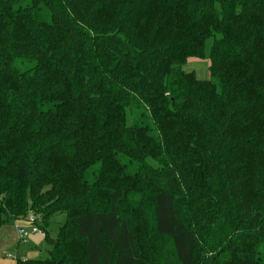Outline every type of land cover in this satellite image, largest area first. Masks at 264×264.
Listing matches in <instances>:
<instances>
[{"label":"trees","instance_id":"obj_1","mask_svg":"<svg viewBox=\"0 0 264 264\" xmlns=\"http://www.w3.org/2000/svg\"><path fill=\"white\" fill-rule=\"evenodd\" d=\"M30 216L16 264H264V0H0V225Z\"/></svg>","mask_w":264,"mask_h":264},{"label":"rangeland","instance_id":"obj_2","mask_svg":"<svg viewBox=\"0 0 264 264\" xmlns=\"http://www.w3.org/2000/svg\"><path fill=\"white\" fill-rule=\"evenodd\" d=\"M209 61L198 59V58H189L187 63L184 65L183 69L186 72H194L196 77L199 79H207L209 77V69H208ZM64 214L58 213L54 215L50 221L48 226L47 232L48 235L52 238H55L58 232V227L64 221ZM12 225H20L21 229L27 232V235L24 237L26 243L15 242L14 246L8 248L0 255L1 259H7V254L13 255L10 263L15 264V258L17 257H26L28 259H35V260H43L48 257L49 250H51L52 246L49 244L45 239L44 236L41 237L37 233L32 234L30 233V222L28 218H19L14 220ZM8 230V229H6ZM19 241V240H18Z\"/></svg>","mask_w":264,"mask_h":264},{"label":"crops","instance_id":"obj_3","mask_svg":"<svg viewBox=\"0 0 264 264\" xmlns=\"http://www.w3.org/2000/svg\"><path fill=\"white\" fill-rule=\"evenodd\" d=\"M14 220L9 221L7 223H4L2 225H0V255L3 254V252H5V250H7L8 248L14 246L15 242H21L19 239L20 237L23 236V232H25L24 230L21 229L20 225H12L10 223H12ZM8 229V230H6ZM32 234H36V233H32ZM38 234V233H37ZM39 236H41L40 234H38ZM43 237V236H41ZM19 240V241H18ZM26 243V240L25 242ZM7 259H1L0 258V264H12L10 263L9 259L13 258V255H11L10 253L7 254L6 256ZM17 259H28L26 257H17L15 258ZM16 260H15V264H16Z\"/></svg>","mask_w":264,"mask_h":264},{"label":"built area","instance_id":"obj_4","mask_svg":"<svg viewBox=\"0 0 264 264\" xmlns=\"http://www.w3.org/2000/svg\"><path fill=\"white\" fill-rule=\"evenodd\" d=\"M28 220H29V222H30V225H29V227H30V233H38V234H40L41 236H44V231L43 230H41L39 227H37L34 223H33V217L32 216H30L29 218H28ZM27 235V232L25 231V232H23V236L22 237H20V241H22V242H25V239H24V237Z\"/></svg>","mask_w":264,"mask_h":264}]
</instances>
